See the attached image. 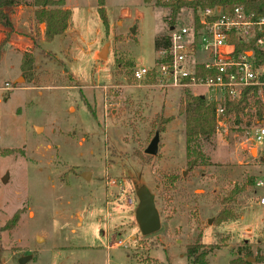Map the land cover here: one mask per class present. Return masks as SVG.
I'll use <instances>...</instances> for the list:
<instances>
[{"label":"rangeland","instance_id":"1","mask_svg":"<svg viewBox=\"0 0 264 264\" xmlns=\"http://www.w3.org/2000/svg\"><path fill=\"white\" fill-rule=\"evenodd\" d=\"M32 1L13 10L12 30L0 26V264L27 255L25 264H137L148 255L152 264H190L187 247L197 242L210 249L208 264H229L245 243L264 256L263 191L249 182L264 167L262 147L247 140L256 117L246 113L239 124L228 117L201 140L203 155L188 158L179 111L187 92L133 79L135 67L156 64L170 8L105 0L106 30L98 0H66L69 27L46 40ZM189 15L182 9L177 25ZM25 51L34 55L31 77L21 68ZM157 131L151 155L145 149ZM236 184L245 185L230 204L238 219L219 225L222 199ZM140 185L160 214L151 235L135 218Z\"/></svg>","mask_w":264,"mask_h":264},{"label":"built area","instance_id":"2","mask_svg":"<svg viewBox=\"0 0 264 264\" xmlns=\"http://www.w3.org/2000/svg\"><path fill=\"white\" fill-rule=\"evenodd\" d=\"M237 40L253 41L264 52V12L247 11L241 4L190 9L186 21L170 27L169 45L158 49L156 64L135 67L133 79L151 81L164 90L180 88L216 102L221 128L227 119L225 103L239 99L248 87L264 84V64L255 62L253 50H239ZM247 140L262 147L264 166V117L250 129ZM254 187L256 192L263 191L257 201L264 206V167L258 171Z\"/></svg>","mask_w":264,"mask_h":264},{"label":"trees","instance_id":"3","mask_svg":"<svg viewBox=\"0 0 264 264\" xmlns=\"http://www.w3.org/2000/svg\"><path fill=\"white\" fill-rule=\"evenodd\" d=\"M150 3L152 0H144ZM23 0H0V26L12 30L13 23L11 14L13 10L21 5ZM33 5L36 7L35 17L39 23H45V38L52 40L55 36L62 34L69 27L72 19V10L66 7V0H33ZM157 5H164L170 8V27L175 25L177 17L182 9L197 10L198 7L205 8L207 6L222 5L224 7L232 8L235 5H243L247 11L264 12V0H156ZM99 13L102 18L106 30L109 28V20L105 9V0H98ZM170 29V28H169ZM7 36L2 41L5 42ZM169 30L164 35H159L156 38V47H167L169 45ZM237 47L239 50H253L255 62L259 65L264 64V52L256 49L254 42L238 41ZM21 68L26 77H31L34 73V55L32 51H25ZM264 82V73L261 77ZM180 114L184 115L185 119V137H186V153L190 158L192 155L201 157L203 155L201 140H206L214 137L219 131L218 117H217V103L207 100L202 95H193L186 93L181 101L179 107ZM250 113L254 115L257 120L264 117V84L261 86H251L246 88L241 97L237 100H229L225 103V115L233 117L236 124L241 123L242 115ZM173 116L164 117L162 119L163 125L171 122ZM165 126L163 128V131ZM190 159L188 165L194 167L197 165V159ZM262 162V159H260ZM178 175H171L170 182L178 180ZM256 175L249 177L251 185H255ZM245 189V185H235L229 194L222 199L223 208L219 211L216 217L217 224L236 221L238 214L231 207V203L236 196ZM16 213L20 214V211ZM16 214L10 220L6 228H12L19 219ZM187 257L190 259V264H208L206 259L210 249L204 248V243H193L187 247ZM250 257L256 258L253 262L249 260ZM151 258V260H150ZM135 261V260H134ZM137 264H152L156 261L151 256L141 257L136 259ZM264 262L263 255L254 256L250 246L245 243L234 250V257L229 264H259Z\"/></svg>","mask_w":264,"mask_h":264},{"label":"water","instance_id":"4","mask_svg":"<svg viewBox=\"0 0 264 264\" xmlns=\"http://www.w3.org/2000/svg\"><path fill=\"white\" fill-rule=\"evenodd\" d=\"M105 47L102 50V53L105 51ZM40 127H37L39 130ZM159 139L160 133L157 131L145 149V152L151 155H155L158 152L159 148ZM90 173L85 171L81 174L85 179L89 178ZM3 181L7 180V175H5ZM136 195L138 197V206L135 210V218L139 229L143 235H151L161 227L160 214L156 207L155 195L146 185L136 186ZM41 237H37L39 240ZM32 258V255L23 256L20 258L19 263L25 264L26 261ZM251 260V258H250Z\"/></svg>","mask_w":264,"mask_h":264},{"label":"flooded vegetation","instance_id":"5","mask_svg":"<svg viewBox=\"0 0 264 264\" xmlns=\"http://www.w3.org/2000/svg\"><path fill=\"white\" fill-rule=\"evenodd\" d=\"M85 172V171H84ZM111 184H113V182L112 181H109Z\"/></svg>","mask_w":264,"mask_h":264}]
</instances>
